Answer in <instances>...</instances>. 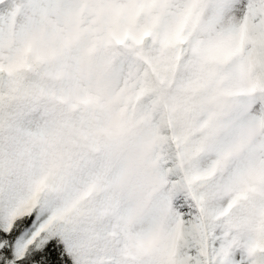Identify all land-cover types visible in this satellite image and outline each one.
<instances>
[{
	"label": "snow or ice",
	"instance_id": "1",
	"mask_svg": "<svg viewBox=\"0 0 264 264\" xmlns=\"http://www.w3.org/2000/svg\"><path fill=\"white\" fill-rule=\"evenodd\" d=\"M17 14L24 16L21 36L30 50L43 51L53 33L70 40L86 30L94 46L105 50L114 77L126 64L133 93L162 99L231 78L259 90L264 104V0H23L10 17ZM156 179H165L162 168ZM224 187H231L234 200L249 191L264 196V161ZM185 191L194 206L190 218L174 208L172 193L151 206L141 199L126 211L125 226L147 225L132 234L137 251L162 245L159 264H264V209L216 226L218 213L210 203L215 188ZM0 264L93 261L85 241L73 240L52 213L39 204H19L0 213Z\"/></svg>",
	"mask_w": 264,
	"mask_h": 264
},
{
	"label": "trees",
	"instance_id": "2",
	"mask_svg": "<svg viewBox=\"0 0 264 264\" xmlns=\"http://www.w3.org/2000/svg\"><path fill=\"white\" fill-rule=\"evenodd\" d=\"M54 66L31 63L0 72V213L39 204L73 240L85 241L93 264H159L162 245L127 255L111 233L124 225L128 209L141 199L151 206L172 193L176 180L186 189L208 190L212 176L196 178L205 168L198 97L187 90L162 99L139 89L133 93L125 64L119 79L108 66L87 77L90 87L98 82L106 89L108 99L81 104L72 96L64 100L75 93L76 82L57 77ZM159 168L163 182L156 179ZM39 180L46 182L41 189ZM224 190L234 195L231 187ZM172 204L176 209L174 198ZM233 205L243 214L259 212L264 196L249 191Z\"/></svg>",
	"mask_w": 264,
	"mask_h": 264
},
{
	"label": "rangeland",
	"instance_id": "3",
	"mask_svg": "<svg viewBox=\"0 0 264 264\" xmlns=\"http://www.w3.org/2000/svg\"><path fill=\"white\" fill-rule=\"evenodd\" d=\"M21 3L23 0H12L7 10L0 12V69L9 72L11 68L24 66L28 62L26 58H30L31 62L57 61L60 70L58 76L68 75L76 82L75 93L64 100L75 95L74 98L78 101L89 103L91 95L86 92L97 93L103 100L106 89H99L98 82L89 89L86 79L100 72L103 67L107 68L105 50L94 46V40L86 34V30L70 40H64L53 33L47 37L43 51L28 49L21 36L23 14L10 17ZM87 23L84 20L81 26L84 27ZM96 79H99L98 76ZM82 81L86 85L77 84ZM258 91L253 93L242 81L231 78L219 80L210 86L201 84L187 90L190 96L195 92L199 95L196 117L199 128L204 131L205 145L200 157L206 167L203 176H211L218 171L221 177L227 174L229 181L244 174L251 164L258 165L264 161V104L259 101ZM254 95L257 99L252 102ZM100 105L104 106V103ZM37 185L41 189L46 182L39 180ZM174 191L179 195L176 198L179 199L178 209L183 210L186 218H190L194 206L187 197L184 186L178 184ZM135 226L136 224H129L122 228L135 229L137 233L145 229ZM131 242H135L131 235L125 236L122 233L118 236L117 243L120 247L124 248L125 244L130 245Z\"/></svg>",
	"mask_w": 264,
	"mask_h": 264
},
{
	"label": "clouds",
	"instance_id": "4",
	"mask_svg": "<svg viewBox=\"0 0 264 264\" xmlns=\"http://www.w3.org/2000/svg\"><path fill=\"white\" fill-rule=\"evenodd\" d=\"M129 87L132 90L133 82H131ZM227 180V174H224L223 177H221L219 173L213 175L207 180L208 186L215 188L216 191L215 198L211 201V206L216 209L218 213L212 220L213 225L216 226L223 224L227 219L240 218L242 216L240 208L233 205L234 197L224 190V184Z\"/></svg>",
	"mask_w": 264,
	"mask_h": 264
}]
</instances>
